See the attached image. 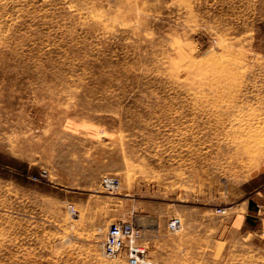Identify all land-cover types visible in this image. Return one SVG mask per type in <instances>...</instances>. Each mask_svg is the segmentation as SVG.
I'll return each mask as SVG.
<instances>
[{
	"label": "rangeland",
	"instance_id": "1",
	"mask_svg": "<svg viewBox=\"0 0 264 264\" xmlns=\"http://www.w3.org/2000/svg\"><path fill=\"white\" fill-rule=\"evenodd\" d=\"M119 223L264 264V0H0V264H127Z\"/></svg>",
	"mask_w": 264,
	"mask_h": 264
},
{
	"label": "built area",
	"instance_id": "2",
	"mask_svg": "<svg viewBox=\"0 0 264 264\" xmlns=\"http://www.w3.org/2000/svg\"><path fill=\"white\" fill-rule=\"evenodd\" d=\"M103 187L106 190H116L119 187L117 179L106 177L103 180ZM181 227L179 218H172L168 223V230L177 233ZM140 232L135 230L132 224L119 223L110 226L104 243V254L109 258L119 256L126 251L127 264H156L148 259L146 251L135 245Z\"/></svg>",
	"mask_w": 264,
	"mask_h": 264
}]
</instances>
